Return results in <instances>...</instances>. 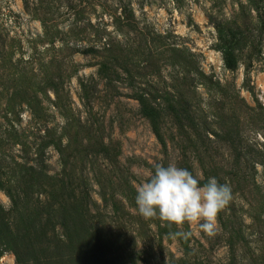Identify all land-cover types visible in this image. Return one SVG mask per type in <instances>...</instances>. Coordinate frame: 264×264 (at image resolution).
<instances>
[{"label":"rangeland","instance_id":"1","mask_svg":"<svg viewBox=\"0 0 264 264\" xmlns=\"http://www.w3.org/2000/svg\"><path fill=\"white\" fill-rule=\"evenodd\" d=\"M218 25L239 37L233 69ZM44 77L60 78L62 106ZM14 89L34 91L43 111L34 116L23 92L7 99ZM139 97L159 110V138ZM67 106L119 145L77 157L100 214L84 230L58 204L14 205L0 186V264H264V0H0L1 183L22 165L62 170L42 145L47 129L64 132ZM156 163L229 185L223 219L236 232L218 213L211 232L202 221L161 232L162 219L141 216L136 189ZM117 202L129 215L111 211ZM109 225L121 232L115 244Z\"/></svg>","mask_w":264,"mask_h":264},{"label":"trees","instance_id":"2","mask_svg":"<svg viewBox=\"0 0 264 264\" xmlns=\"http://www.w3.org/2000/svg\"><path fill=\"white\" fill-rule=\"evenodd\" d=\"M217 39H218V49L222 53V58L224 64L227 68L233 69L237 65L236 58V48L239 41V37L235 31L229 28H225L223 25L217 26ZM46 86L42 88L46 92L49 88L54 90L56 100L54 103L57 106H62L61 94L63 91V83L59 77H44L41 82ZM82 89V99H84V104L88 106L89 102V90L90 84H85L81 82ZM23 92L26 104L30 107L31 112L34 116L42 112L39 108L40 101L36 93L28 92L26 90H15L9 93L8 98ZM138 99V98H137ZM138 102L141 106V112L149 118L153 129L156 132V136L159 138L161 134L160 130V120H159V110L149 104L144 102L142 97H139ZM68 107V108H67ZM63 112L66 113V127L70 129L69 132L57 133L54 130H46V141L43 143V147L53 146L60 156H62L63 165L62 170L55 174L50 175L45 169L34 167V166H24L22 165L21 171L14 173H2V183L0 181V186L8 194L12 204H25L29 199H34L37 204L49 205L51 203L58 204V208L61 209V218H66L67 221L73 219L75 222L84 224L81 226L84 230L90 229V224L88 222L92 221L93 218H97L99 210L94 211L92 208L93 200L90 192V177L89 172L79 171L77 167V157H81V153H85L84 158L87 156H92L95 153L102 152L105 155L116 151L119 145L114 141L105 143L104 139L100 138L98 135V130L93 127L92 122L81 121L80 118L73 116L74 114L69 113V106H67ZM70 114V116H69ZM192 173V172H191ZM193 174V173H192ZM201 185L202 183L199 182ZM126 186V183H124ZM52 205V204H51ZM111 211L125 212L129 215L128 211H123L125 208L124 204L117 202L111 205ZM221 220L220 222L224 225H229L231 233H235L233 225L229 222L224 224L225 219H223V209L218 212ZM87 219L89 221H87ZM112 220V217H111ZM165 226L161 228V232L167 231V222L163 220ZM163 223V224H164ZM114 224V223H113ZM94 227L95 223L91 224ZM115 225V224H114ZM116 226V225H115ZM111 229V235L116 236L108 239L110 244H115L114 240L121 237V232L119 229L112 225H109ZM161 236V234H159ZM111 237V236H110ZM185 248L187 244L183 242ZM184 254L193 249H183ZM193 264H206L203 258H193Z\"/></svg>","mask_w":264,"mask_h":264},{"label":"clouds","instance_id":"3","mask_svg":"<svg viewBox=\"0 0 264 264\" xmlns=\"http://www.w3.org/2000/svg\"><path fill=\"white\" fill-rule=\"evenodd\" d=\"M230 199V186L215 177L201 185L187 168L156 163L150 177L137 187L135 204L145 218L158 216L170 224L202 221L200 228L211 232L217 213Z\"/></svg>","mask_w":264,"mask_h":264}]
</instances>
